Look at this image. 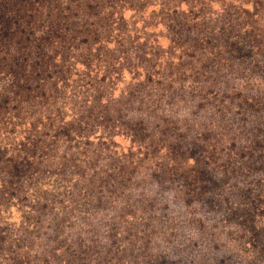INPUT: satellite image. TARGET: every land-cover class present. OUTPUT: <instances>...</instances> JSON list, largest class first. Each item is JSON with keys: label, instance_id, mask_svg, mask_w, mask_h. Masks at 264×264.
Wrapping results in <instances>:
<instances>
[{"label": "trees", "instance_id": "1", "mask_svg": "<svg viewBox=\"0 0 264 264\" xmlns=\"http://www.w3.org/2000/svg\"><path fill=\"white\" fill-rule=\"evenodd\" d=\"M0 264H264V0H0Z\"/></svg>", "mask_w": 264, "mask_h": 264}]
</instances>
